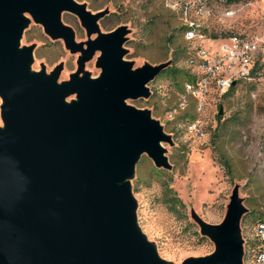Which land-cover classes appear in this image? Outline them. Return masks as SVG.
Masks as SVG:
<instances>
[{
	"label": "water",
	"instance_id": "1",
	"mask_svg": "<svg viewBox=\"0 0 264 264\" xmlns=\"http://www.w3.org/2000/svg\"><path fill=\"white\" fill-rule=\"evenodd\" d=\"M62 11L96 33L85 50L61 22ZM24 12L51 39L80 51L78 65L99 50V75L57 84L60 65L29 73L32 47L18 46ZM104 13L90 14L75 0H0V264H173L137 227L127 180L142 153L168 169L160 141L171 137L148 109L123 103L148 97L145 84L168 63L130 70L121 58L124 27L98 31ZM69 92L78 100L65 104ZM244 211L233 197L219 225L195 218L215 250L181 264H242Z\"/></svg>",
	"mask_w": 264,
	"mask_h": 264
},
{
	"label": "rangeland",
	"instance_id": "2",
	"mask_svg": "<svg viewBox=\"0 0 264 264\" xmlns=\"http://www.w3.org/2000/svg\"><path fill=\"white\" fill-rule=\"evenodd\" d=\"M75 1L83 3L90 14L111 12L109 16L97 20L99 32L107 33L118 26L124 27V41L120 47L125 53L121 58L130 63V70L144 64L156 66L167 62L174 68L198 73L194 63H188L183 55L178 56L174 63L171 61L176 48L201 45V40L188 42L180 34L179 26H184L185 17L188 21L202 23L206 35L218 43L231 35H264V0ZM201 1L210 7V12L196 16L192 7ZM175 2L187 3L191 8L189 14L184 16L175 10ZM232 3L238 7L236 15L223 19L222 10ZM96 7L98 9H94ZM22 15L27 19V25L22 30L18 46L32 47L27 66L29 73L42 68L48 74L60 65L55 79L57 84L70 81L72 75L78 79L82 76L92 79L99 75L101 68L96 66L101 54L99 50H94L78 65L80 51L71 52L61 38L51 39L28 12ZM60 20L72 29L74 41L81 44L82 50H85L88 40L96 37V33L85 32L73 13L60 12ZM211 33H225L226 36L213 37ZM204 44H209V41ZM259 64L254 80L238 83L226 96L211 84L201 113L194 109L191 97L187 98L186 106L178 107L183 84L176 85L171 74L145 84L150 92L148 98L123 101L136 109H148L152 118L159 121L163 132L171 137V143L160 141L170 165L168 169L156 167L153 160L142 153L134 164L132 177L127 179L135 202L136 225L145 239L155 245L157 256L166 262L181 264L189 258L210 255L215 250V244L201 234L195 218L210 225H219L233 197L245 210L238 223L243 252L246 240L253 237L254 222L264 218V58ZM77 100L76 92H69L62 99L65 104ZM1 106L0 97V129H4ZM174 107L176 112L172 118L168 117L167 112ZM187 108L192 118L182 117ZM192 122H196L202 135L199 130H190ZM165 184L184 203L185 207L179 214L166 207ZM244 214L247 217L241 222ZM252 260L249 256L244 261L242 256L241 263L253 264Z\"/></svg>",
	"mask_w": 264,
	"mask_h": 264
},
{
	"label": "built area",
	"instance_id": "3",
	"mask_svg": "<svg viewBox=\"0 0 264 264\" xmlns=\"http://www.w3.org/2000/svg\"><path fill=\"white\" fill-rule=\"evenodd\" d=\"M173 8L184 16H187L191 10L187 3L182 2L173 3ZM237 10L236 5L229 4L222 10L221 17L233 18ZM192 11L198 16L209 13L210 7L203 1L196 2ZM184 27V39L188 42L201 40V45L185 47L188 54L186 61L190 64L194 63L198 73L190 71L195 76V81L184 84L183 92L179 94L178 107L186 106L187 98L191 97L196 112L201 113L204 111L206 93L211 84L216 86L218 92L223 93L239 79L254 80L251 69L257 60L264 58V35H231L218 43L206 35V29L199 21H188L185 17ZM205 41H209V44H204ZM174 112L176 107L170 109L167 116L172 118ZM189 128L194 131L199 130L196 122H192ZM199 134L202 135L203 132L199 130ZM252 233L256 240L252 263L264 264V219L255 222Z\"/></svg>",
	"mask_w": 264,
	"mask_h": 264
},
{
	"label": "trees",
	"instance_id": "4",
	"mask_svg": "<svg viewBox=\"0 0 264 264\" xmlns=\"http://www.w3.org/2000/svg\"><path fill=\"white\" fill-rule=\"evenodd\" d=\"M225 1L231 2L233 0H225ZM94 9H98V7L94 8ZM110 14H111V12L110 13H104L100 17V19L102 20L103 18L109 16ZM184 28H185L184 26H179V31H180V34L182 35V37H183V33H184ZM211 35L213 37L226 36L225 33H220V34H218V33H211ZM173 54H174L173 57H172L173 59L171 60L173 63L176 61V59L180 55H183L184 60H186V58L188 56V54H187L184 46H182V49L176 48L173 51ZM258 66H260L259 60H257L255 62V64L253 65V67L251 69V72H252V75H253L254 78H256L255 77V74L257 73ZM168 74H171L172 77L176 80V85H181L182 86V84H183V89H184V84L186 82H193V81H195V76L190 72V70H182V69H179V68H174L169 63L165 67H163L150 81H153L155 78H159V77H161L163 75H168ZM246 81L247 80H242V79H239V80L235 81L233 84L230 85V87L226 91L223 92L222 95L226 96V95L230 94L233 91L234 87L238 83H240V82H246ZM247 82H250V81H247ZM149 96H150V94H149ZM148 97H141V98H148ZM194 109H195V106H194ZM182 117H184V118L187 119L189 117L192 118L193 116H190L189 115L188 108H187L183 112ZM217 118L220 119V116H217ZM223 162H224L223 163L224 166H226V169L229 170V167H228V164L226 163V161L223 160ZM160 172L163 173L165 171L161 170ZM164 200H165L164 202L166 204V207L172 213L179 214L181 212V210H183L184 207H185L184 206V203L181 201V199H179V197L174 193V191L172 190V188L168 184H165L164 185ZM246 217H247V215L244 214L243 217H242V219H241V222H243V220ZM262 219H264V218H259L258 220H262ZM255 222H254V224H255ZM255 247H256V240H255L254 237H252V239L249 240V241L246 240V242H245V249H244V252H243V259H244V261L246 259H248L249 256L253 257Z\"/></svg>",
	"mask_w": 264,
	"mask_h": 264
}]
</instances>
